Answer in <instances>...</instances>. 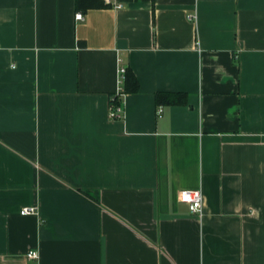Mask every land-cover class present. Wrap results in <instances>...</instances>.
<instances>
[{
    "label": "crops",
    "instance_id": "crops-1",
    "mask_svg": "<svg viewBox=\"0 0 264 264\" xmlns=\"http://www.w3.org/2000/svg\"><path fill=\"white\" fill-rule=\"evenodd\" d=\"M95 2L0 0V264H264V0Z\"/></svg>",
    "mask_w": 264,
    "mask_h": 264
},
{
    "label": "built area",
    "instance_id": "built-area-1",
    "mask_svg": "<svg viewBox=\"0 0 264 264\" xmlns=\"http://www.w3.org/2000/svg\"><path fill=\"white\" fill-rule=\"evenodd\" d=\"M108 4H111L113 0H103ZM116 8H121V5H116ZM77 19H82V14L78 13L76 15ZM191 19H194L193 16L190 17ZM119 75H120V83L121 86L119 87L117 91L116 97H121L124 95V87L122 86V83L125 79L126 75V69L124 67H121L119 69ZM116 99L113 98V101L111 102V117L113 119H119L122 117V108L121 106L116 105ZM162 109L159 110L161 112ZM179 200L183 203H186L191 212L195 214H202L203 212V206H204V196L200 190H183L179 194ZM39 211L37 207H25L21 211V215L28 216V215H38ZM27 257L31 260H38L40 258V253L38 251H30L27 254Z\"/></svg>",
    "mask_w": 264,
    "mask_h": 264
},
{
    "label": "trees",
    "instance_id": "trees-1",
    "mask_svg": "<svg viewBox=\"0 0 264 264\" xmlns=\"http://www.w3.org/2000/svg\"><path fill=\"white\" fill-rule=\"evenodd\" d=\"M87 3H89L87 5ZM97 6V3L95 2V0H76V8L77 10H83L85 8H87L88 6ZM127 75H126V86L128 88L129 85H133V88L135 87V89H137V80L135 79V77L127 70ZM131 85V86H132ZM180 95L175 94V93H158L156 95V100L158 103H168V104H184V97L181 96V98H178Z\"/></svg>",
    "mask_w": 264,
    "mask_h": 264
}]
</instances>
